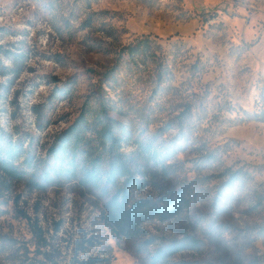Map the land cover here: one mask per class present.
I'll use <instances>...</instances> for the list:
<instances>
[{"label": "rangeland", "instance_id": "1", "mask_svg": "<svg viewBox=\"0 0 264 264\" xmlns=\"http://www.w3.org/2000/svg\"><path fill=\"white\" fill-rule=\"evenodd\" d=\"M101 104L133 200L188 203L119 238L100 193L0 170V264H264V0H0L2 144L45 157Z\"/></svg>", "mask_w": 264, "mask_h": 264}, {"label": "trees", "instance_id": "2", "mask_svg": "<svg viewBox=\"0 0 264 264\" xmlns=\"http://www.w3.org/2000/svg\"><path fill=\"white\" fill-rule=\"evenodd\" d=\"M148 38H140L129 46L138 53L142 45H149ZM119 126L107 113V105L99 110L90 108L63 130L48 148L46 156L34 158L26 154L23 144L0 141V170L11 178L33 182L37 188H45L55 182H76L103 196V216L106 224L119 238L139 236L142 224L149 219L165 220L188 203L187 198H152L133 200L132 190L142 180L136 177L135 157L121 150L123 137ZM25 152V153H24ZM150 154V153H149ZM25 155L26 159L16 164ZM23 164V165H22ZM183 248L182 244L160 247L151 258V264H160L172 253Z\"/></svg>", "mask_w": 264, "mask_h": 264}]
</instances>
